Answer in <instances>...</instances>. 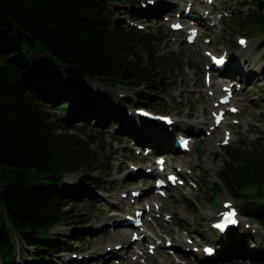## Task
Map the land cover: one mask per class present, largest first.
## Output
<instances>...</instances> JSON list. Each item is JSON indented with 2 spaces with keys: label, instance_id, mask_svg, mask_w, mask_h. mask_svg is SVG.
Returning <instances> with one entry per match:
<instances>
[{
  "label": "rangeland",
  "instance_id": "rangeland-1",
  "mask_svg": "<svg viewBox=\"0 0 264 264\" xmlns=\"http://www.w3.org/2000/svg\"><path fill=\"white\" fill-rule=\"evenodd\" d=\"M184 1L158 0V6L166 10L179 9ZM191 1L194 8L207 5L215 7L217 13L222 15L224 9L236 14L239 11L246 13L248 8H254L250 2L243 4L236 0H212L208 4H205V0ZM115 6L123 13L120 14V17L125 24L131 19L135 21V24H141L145 31L161 32L163 37L160 38L159 43L158 41L153 43L156 55L172 53L175 62L180 64L167 73V78L160 77L164 82L161 87L162 91L158 90L155 93L147 91L152 96L154 95L159 103L156 109L149 108L150 110L155 113L170 114L176 119L172 126L173 135L170 136L169 147L160 148V141L155 138L153 131H151L153 128L149 124H145L144 119L133 115L132 111L136 106L123 102L122 98L126 96L130 100L135 98L133 86L108 87L100 79L79 81L78 88L83 89V86H90L93 89L92 96L96 104V115H93L87 124L91 125V135L98 134V136L95 143H90L86 135L72 130L69 133H73L77 138L74 136V138H70V141L76 142L78 146H86L89 142V157L98 162L93 167H89L88 170L90 175L94 177L93 184L87 181L83 182L84 180L81 178L83 172H81L67 175L64 181L58 185L60 189L65 191H79L81 197L78 199L81 203L78 205L75 214L80 216L77 219L82 218L84 222L60 224L50 229L51 233L59 234L58 237L63 239L65 245H72L74 248L71 250L72 252L65 251L58 254L56 257L60 258L59 261L52 260L56 264L57 261L58 264H73L70 262H73L72 256H75L72 258L88 256L90 258L82 261L81 264H104L105 251L108 248L112 249L113 245H117L116 243L119 241L120 244L124 245V249L121 251L126 258L121 260L115 254H110L107 259L110 264H160V259L164 260L162 264H237V262H246V259L248 260L249 256L254 254L256 248L259 255L264 254L263 227L243 215V204L228 194L224 184L219 179V172L224 167L228 155L234 147H241V152L244 149L248 152L253 151V149L258 151L264 149V77L262 79L256 77L252 81L245 80L248 83L243 80L246 88L241 94L237 91L235 96L239 112L231 115L225 124L213 130L209 135L205 134V130L211 123V111L215 109L213 101L216 100L219 93L210 95L207 91L209 89L214 92L219 90L220 84L216 81L221 80V78L213 75V82L215 83L205 84L203 74L206 70V58L203 56L202 50L208 49L219 52L226 47L230 53L236 52L237 54L238 50L233 48L232 42L238 35L245 33H240V30L231 22V17L228 16L223 19L220 27L211 29L210 26L204 27L202 23L201 35L195 43L190 45L184 42V31L174 32L170 30L169 23L163 19V16H158L157 7L154 10L145 9L146 11L140 12L138 10L139 5H130L125 0ZM130 12L135 15V19L130 17ZM176 19V15L173 14L172 20ZM219 19L215 20L214 26L217 25ZM213 34L217 35L213 36ZM245 36L248 37L249 47L244 52L248 51L249 61L245 65L246 61L243 60L242 55H239L241 57L239 61L245 65V69L253 70L262 67L264 71V33L257 36L245 34ZM12 37L13 41L17 42L15 34H12ZM206 37L210 39L208 43L205 42ZM22 49L27 63L37 78L43 81L52 79L62 83L59 86L68 92L73 89L72 86L75 82L72 80V83L71 79L61 72V66L58 63L46 58L45 51L38 46H32L26 51L23 45ZM139 55L143 59L146 58L145 51H140ZM253 56L258 58L254 60ZM107 95L115 100V106L101 113L106 107L105 96ZM110 96H107V99ZM119 103H123V107ZM126 108L130 109L131 112L128 113ZM58 115L65 122H68L67 120L70 118L69 108ZM108 116H115L123 120L122 126L120 128L113 126L109 123ZM74 123L70 125H80V122ZM190 127L194 130H189ZM224 129H229L232 136L229 144L223 146L220 141ZM179 133L193 137L194 141L190 151L181 152L173 147V140ZM145 140L152 143L147 154L142 152L141 146ZM254 153L252 155L255 157ZM158 154L166 157V166L174 170L182 169L181 177L185 181L184 185H178L168 190L166 197L153 194V180L146 178L143 171L144 167H149L148 165L155 168L154 159ZM180 162H186V164L181 166ZM4 171V169H0V188H4L10 183L11 174L4 173ZM216 184L222 187L217 194L209 190ZM139 188L145 192L140 198H134L133 201L128 192ZM123 192L127 193L126 197L121 196ZM85 194H91V197H87ZM154 197L160 199L161 207L150 212L149 215H145L149 226L143 229L144 233L149 234L151 238L146 237L144 240L134 241L130 246H127L128 235L133 228L123 227L114 221L121 219L122 214L126 213L130 205L144 204L146 200ZM82 200H89L91 203H82ZM225 200H230L237 206L241 215L240 226L243 227L231 231L229 237L218 238L209 224L216 217V214L223 209L222 201ZM167 212L170 213L171 217L166 221L163 219V215ZM240 233L244 234V237H238ZM231 237L233 239L228 243V238ZM153 240H156V248L153 254L141 258L131 257L133 253L140 251L137 248L138 245L146 250L147 244ZM166 240L172 241L174 247H167ZM181 241H183V245H186L185 248L198 247V253H191V250L182 251ZM215 242L220 245V253H216L212 259L203 257L201 245L215 244ZM32 250L23 244H18L14 253L17 264L34 262Z\"/></svg>",
  "mask_w": 264,
  "mask_h": 264
},
{
  "label": "trees",
  "instance_id": "trees-1",
  "mask_svg": "<svg viewBox=\"0 0 264 264\" xmlns=\"http://www.w3.org/2000/svg\"><path fill=\"white\" fill-rule=\"evenodd\" d=\"M236 1L250 2L254 8L231 15V22L250 36L263 34L264 0ZM120 2L124 0H0V169L11 174L10 183L0 188L1 264H17L18 244L33 247L35 261L30 264H55L57 254L74 249L50 229L84 222L75 214L79 191L58 187L65 177L83 172V182L94 183L88 170L98 161L89 157L88 146L98 134L91 135L87 121L96 115V104L91 92L78 88L79 81L133 86L135 98L124 100L156 109L158 99L149 92L162 91L160 77L167 78L180 65L172 53L156 55L153 43H159L161 32L124 23L115 6ZM23 45L26 51L32 46L45 51L46 58L76 83L73 89L68 92L59 86L62 83L37 78ZM140 51L146 52L145 59ZM107 96L101 113L115 106ZM68 108L65 122L58 114ZM107 118L117 128L123 124L115 116ZM74 122L80 125L71 126ZM72 130L86 135L90 143H72ZM219 173L228 194L243 204V214L264 229V149L241 152V147H234ZM219 189V184L209 188L216 194ZM237 264H264V254L256 251Z\"/></svg>",
  "mask_w": 264,
  "mask_h": 264
},
{
  "label": "bare ground",
  "instance_id": "bare-ground-1",
  "mask_svg": "<svg viewBox=\"0 0 264 264\" xmlns=\"http://www.w3.org/2000/svg\"><path fill=\"white\" fill-rule=\"evenodd\" d=\"M207 8V6L205 5V9ZM240 55H243V54H240ZM246 56V55H245ZM258 57L257 56H254L253 57V59L254 60H256ZM235 59H237V56H235ZM257 76V73L256 72H254V71H252V70H247L246 71V73L245 74H243V73H240V77L241 78H245V80H249V81H252L255 77ZM218 91H220V90H218ZM219 95H221V94H219ZM218 95V96H219ZM149 125H150V127H152L153 129H151V131H153L152 133L154 134V136H155V138L157 139V140H159L160 141V148H164V147H169V144H170V136H171V132H166L165 131V129L164 130H162L163 128V126H161V125H158V124H156V123H154V122H151V123H148ZM189 130H194L192 127H190L189 128ZM169 142V143H168ZM167 147V148H168ZM179 164H186V162L185 163H179ZM155 171L153 170L152 171V173H154ZM157 172H155L154 174H156ZM155 203H158V202H155ZM169 213V212H168ZM122 218H123V216H122ZM123 220H125V218L124 219H122V221ZM121 221V220H120ZM122 221L120 222V223H122ZM130 224H128V225H123L124 227H127V226H129ZM132 234V233H131ZM131 234H130V236H131ZM140 234L141 235H143V237L145 236V237H148V238H150V236L149 235H147V234H144V232L143 231H140ZM130 240V239H129ZM178 241V240H177ZM129 243H131L130 241H128ZM117 243H121L120 241L119 242H117ZM116 243V244H117ZM150 243H154V241H151ZM181 243H182V246H183V248L186 246V245H183V241H181ZM124 246V245H123ZM115 253H116V251H115ZM134 254V253H133ZM134 255H136L137 257H143V255H146V256H148V253H147V251L146 250H144V249H141V253L140 254H137V253H135ZM70 262H72V261H70ZM79 262H81V260H73V262L72 263H74V264H77V263H79ZM162 262H164V260L163 259H160V264H162ZM103 263L104 264H110L107 260H103ZM80 264V263H79Z\"/></svg>",
  "mask_w": 264,
  "mask_h": 264
},
{
  "label": "snow or ice",
  "instance_id": "snow-or-ice-1",
  "mask_svg": "<svg viewBox=\"0 0 264 264\" xmlns=\"http://www.w3.org/2000/svg\"><path fill=\"white\" fill-rule=\"evenodd\" d=\"M241 43H243V41H241ZM217 122H219V121H217ZM225 143H227V140H225ZM231 215H234V213H232V214H230V216ZM229 222H231V223H235L236 221L235 220H232V219H230V221ZM217 227H222V225H217Z\"/></svg>",
  "mask_w": 264,
  "mask_h": 264
},
{
  "label": "water",
  "instance_id": "water-1",
  "mask_svg": "<svg viewBox=\"0 0 264 264\" xmlns=\"http://www.w3.org/2000/svg\"><path fill=\"white\" fill-rule=\"evenodd\" d=\"M137 2H138V0H130V1H129L130 4H135V3H137Z\"/></svg>",
  "mask_w": 264,
  "mask_h": 264
}]
</instances>
